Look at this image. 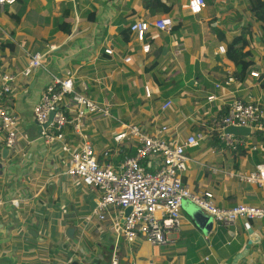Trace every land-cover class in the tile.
<instances>
[{
    "label": "crops",
    "instance_id": "1",
    "mask_svg": "<svg viewBox=\"0 0 264 264\" xmlns=\"http://www.w3.org/2000/svg\"><path fill=\"white\" fill-rule=\"evenodd\" d=\"M188 1L162 0L171 11L154 15L141 0H15L0 11V78L7 72L17 75L7 105L18 118L20 131L15 153L2 158L0 143V264H232L247 245L249 230L258 240L236 264H264V221L220 226L211 218L210 230L204 232L182 209L180 233L170 236L168 247L143 239L132 245L117 240L109 222H99L93 215L95 194L65 174L67 156L58 144L44 146L33 118V107L52 78L72 79L77 91L112 111L110 118L87 121L84 134L94 150L111 148L112 162H117L129 148L127 142L112 143L110 134L119 123L147 132L166 125L182 139L224 115L232 100L264 106V43L246 0H213L196 16L190 15ZM66 7L73 19L67 34L62 32ZM88 13L94 14L93 21H88ZM8 14L18 16V23ZM165 16L181 27L174 33L150 27L148 53L132 34L130 42H122L120 28ZM246 24L252 30L254 54L249 73L259 76L248 74L243 81L215 90L213 84L233 75L234 67L218 53V46L226 44L218 41L213 29L229 42ZM104 48H111L113 56L105 55ZM33 53L42 55L41 67L25 78L21 73ZM155 53L157 69L144 73L146 58ZM186 64L191 66L189 75ZM146 86L151 99L145 98ZM211 94L216 99L209 103ZM167 99L172 106L162 113L160 106ZM245 137L237 151L227 149L216 136H207L187 152L190 161L182 179L192 192H212L222 208L264 205V186L242 180L264 166V132L250 131ZM14 200L18 208L11 205Z\"/></svg>",
    "mask_w": 264,
    "mask_h": 264
},
{
    "label": "built area",
    "instance_id": "2",
    "mask_svg": "<svg viewBox=\"0 0 264 264\" xmlns=\"http://www.w3.org/2000/svg\"><path fill=\"white\" fill-rule=\"evenodd\" d=\"M14 3L15 0H0V11ZM205 6V0L188 1V11L192 16L199 15ZM172 26V19L165 16L151 23L133 22L129 29L134 41L141 45L144 53H148L150 46L146 40L150 27L169 32ZM181 51L177 49L178 54ZM103 53L113 56L111 48H104ZM218 53L225 55L224 45L218 46ZM41 61L42 55L39 53L30 55L21 75L25 78L31 76L41 67ZM130 61V57L124 58V62ZM249 74L254 78L259 76L257 72ZM16 79L17 75L9 72L0 78V143L8 153L16 152L20 138L18 118L7 105ZM235 80L232 75H226L216 81L213 88L219 90L228 87ZM144 94L146 99H151L147 86L144 87ZM215 99L212 94L207 96L209 103ZM171 106L172 101L167 99L161 104L160 111L164 113ZM51 113L50 123L45 126ZM32 114L44 146L60 145L61 152L69 162L65 174L95 194L93 215L99 222H109L117 240L132 245L143 239L152 246L168 247L172 242L170 236L180 233L184 201L195 205L220 226H232L237 221H264V205L238 203L230 208H222L214 202L212 192H192L188 183L182 179L190 161L187 152L201 145L207 136H216L220 144L237 151L245 145L246 137L225 134L227 127H244L251 132H264V106L259 102L232 100L224 115L211 120L209 125L201 124L200 131L182 139L178 137L176 129L171 133L166 125L147 132L138 125L119 123L110 134L112 143L127 142L135 153L117 162H112L114 151L111 148L97 158L91 141L84 134L87 121L110 118L112 111L107 105L77 91L72 79L53 77L40 94ZM242 180L263 187L264 166H259L254 174ZM11 205L19 207L17 200L11 201ZM126 208H130V213L124 216Z\"/></svg>",
    "mask_w": 264,
    "mask_h": 264
},
{
    "label": "trees",
    "instance_id": "3",
    "mask_svg": "<svg viewBox=\"0 0 264 264\" xmlns=\"http://www.w3.org/2000/svg\"><path fill=\"white\" fill-rule=\"evenodd\" d=\"M213 0H205V4L211 5ZM142 6L144 9L149 11L151 15H154L158 10H161L163 13L168 14L171 11V6L165 5L162 0H141ZM247 11L252 14L254 21L259 24L260 30V42L264 43V0H246ZM70 7H66L62 12V23L63 33H69L73 19L70 17ZM91 14L88 17V21L94 20V14ZM8 17L15 21L17 24L19 21L18 16L13 14H8ZM180 25H173L171 32H177L180 29ZM213 32L216 33L217 39L219 42H224L226 44V53L224 59L227 62H230L234 67L233 77L237 81H243L246 76L249 74V68L254 65L253 60V50L251 49V44L253 42L252 30L249 24L241 27V32L233 37L229 42H226L223 33L217 29H213ZM119 34L122 42L128 43L131 40V32L129 27L120 28ZM159 65V53L152 54L146 58V61L143 66L144 73H153ZM188 70V75L191 71V66L186 64ZM166 96V94H165ZM216 142V141H215ZM135 151L132 147H129L116 158L115 161H121L127 157H132Z\"/></svg>",
    "mask_w": 264,
    "mask_h": 264
},
{
    "label": "water",
    "instance_id": "4",
    "mask_svg": "<svg viewBox=\"0 0 264 264\" xmlns=\"http://www.w3.org/2000/svg\"><path fill=\"white\" fill-rule=\"evenodd\" d=\"M52 115L53 114L51 113L49 117V122L45 126H47L50 123ZM224 133L229 135H236V136H248L250 135V130L244 127L230 126L224 130ZM7 154H8L7 149H3L2 158H5ZM182 209L183 210L185 209L188 212V214L191 216V218L194 220V222L200 229H202L204 232H208L210 230V219H211L210 216L205 215L199 208H197L189 201L183 202ZM129 213H130V208L124 209V216H127ZM248 234H249V241L247 245L245 246L244 250H242V252L236 255V257L233 259L232 264H236L237 261L244 258L248 254L250 245L258 240L257 236H255V234H252L250 230L248 231Z\"/></svg>",
    "mask_w": 264,
    "mask_h": 264
},
{
    "label": "rangeland",
    "instance_id": "5",
    "mask_svg": "<svg viewBox=\"0 0 264 264\" xmlns=\"http://www.w3.org/2000/svg\"><path fill=\"white\" fill-rule=\"evenodd\" d=\"M128 144V143H127ZM126 144V145H127ZM98 149V150H97ZM96 152H95V154H96V156H97V154H99V153H101V152H103V150H104V148H102V147H99V146H96ZM112 231V230H111Z\"/></svg>",
    "mask_w": 264,
    "mask_h": 264
},
{
    "label": "clouds",
    "instance_id": "6",
    "mask_svg": "<svg viewBox=\"0 0 264 264\" xmlns=\"http://www.w3.org/2000/svg\"><path fill=\"white\" fill-rule=\"evenodd\" d=\"M206 5V4H205ZM0 33H2V30L0 31ZM3 149H5V148H3Z\"/></svg>",
    "mask_w": 264,
    "mask_h": 264
}]
</instances>
